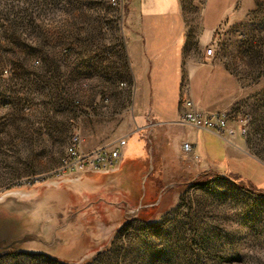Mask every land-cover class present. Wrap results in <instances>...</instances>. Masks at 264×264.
<instances>
[{
    "label": "rangeland",
    "instance_id": "obj_1",
    "mask_svg": "<svg viewBox=\"0 0 264 264\" xmlns=\"http://www.w3.org/2000/svg\"><path fill=\"white\" fill-rule=\"evenodd\" d=\"M178 1L187 58L212 46L237 78L232 146L264 188V0H235L207 41L206 0ZM219 1H208L207 15ZM141 4L0 0V197L53 182L72 133L105 129L116 103L131 101L125 39ZM0 264H264V195L227 174L190 179L168 211L131 219L78 261L10 250Z\"/></svg>",
    "mask_w": 264,
    "mask_h": 264
},
{
    "label": "crops",
    "instance_id": "obj_2",
    "mask_svg": "<svg viewBox=\"0 0 264 264\" xmlns=\"http://www.w3.org/2000/svg\"><path fill=\"white\" fill-rule=\"evenodd\" d=\"M208 1L202 11L206 41L235 0H220L207 15ZM139 10L125 39L131 83L122 90L129 91L131 101L116 103L105 129L93 123L80 130L84 153L125 139L118 163L69 171L50 183L70 184L81 203H94L90 213L95 214L98 237L111 236L152 209L156 216L168 211L190 179L234 173L252 181L242 170L248 156L232 146L233 135L225 138L182 118L183 98L192 99L203 113L229 111L240 89L237 78L205 48L187 58L186 23L178 0H142ZM185 142L194 146L193 155L185 154ZM126 205L133 210L131 218Z\"/></svg>",
    "mask_w": 264,
    "mask_h": 264
},
{
    "label": "water",
    "instance_id": "obj_3",
    "mask_svg": "<svg viewBox=\"0 0 264 264\" xmlns=\"http://www.w3.org/2000/svg\"><path fill=\"white\" fill-rule=\"evenodd\" d=\"M91 203H81L67 183L47 184L31 193L0 197V255L10 251L39 253L78 261L108 238L100 233ZM131 218L133 210L126 205Z\"/></svg>",
    "mask_w": 264,
    "mask_h": 264
},
{
    "label": "built area",
    "instance_id": "obj_4",
    "mask_svg": "<svg viewBox=\"0 0 264 264\" xmlns=\"http://www.w3.org/2000/svg\"><path fill=\"white\" fill-rule=\"evenodd\" d=\"M207 55H214V49L209 46L206 49ZM182 105L186 108L182 118L185 122L192 123L196 127L206 128L217 132L225 138L235 134V127L231 124L229 111L221 110L212 113H203L195 109V103L190 98H183ZM83 137L78 130H75L66 146V155L57 176L66 172L81 170L88 166L105 169L115 166L120 159V148L125 144V139H119L117 144L98 147L90 152L81 151ZM183 149L186 155L191 156L194 152L192 143L185 142Z\"/></svg>",
    "mask_w": 264,
    "mask_h": 264
},
{
    "label": "trees",
    "instance_id": "obj_5",
    "mask_svg": "<svg viewBox=\"0 0 264 264\" xmlns=\"http://www.w3.org/2000/svg\"><path fill=\"white\" fill-rule=\"evenodd\" d=\"M227 175L232 177L234 179V181H239L241 187H243L245 189H249L258 195H264V188L257 187L256 184L254 182H252L250 179L243 178L239 174H234V173H228ZM198 184H200V183H198Z\"/></svg>",
    "mask_w": 264,
    "mask_h": 264
}]
</instances>
